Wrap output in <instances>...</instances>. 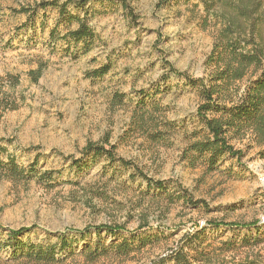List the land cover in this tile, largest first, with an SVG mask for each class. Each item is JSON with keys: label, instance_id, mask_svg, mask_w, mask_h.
<instances>
[{"label": "rangeland", "instance_id": "374dc122", "mask_svg": "<svg viewBox=\"0 0 264 264\" xmlns=\"http://www.w3.org/2000/svg\"><path fill=\"white\" fill-rule=\"evenodd\" d=\"M41 1L0 0V264H141L177 243L211 264H264V144L248 131L230 141L239 156L211 165L193 153L201 97L169 72L210 73L215 18L199 0L68 5L94 32L84 45L64 37L77 22ZM105 141L115 160L83 152ZM20 228L16 247L8 231ZM145 236L140 252H102Z\"/></svg>", "mask_w": 264, "mask_h": 264}, {"label": "trees", "instance_id": "16d2710c", "mask_svg": "<svg viewBox=\"0 0 264 264\" xmlns=\"http://www.w3.org/2000/svg\"><path fill=\"white\" fill-rule=\"evenodd\" d=\"M93 0H43L38 3L40 8L48 6L59 10L60 15H66L69 21L75 20L77 27L69 29L64 37L72 42H90L94 38V32L88 26L86 20L67 11L68 5L82 8ZM99 2H111L114 0H96ZM204 7L206 17L210 15L215 18L218 25L215 42L207 59V64L213 67L206 77L192 78L185 72H179L170 66L169 72L186 78L193 87L197 88L201 97V103L197 108V115L203 123V134L201 138L190 143V150L199 157H204L209 164L213 165L224 155L239 156L240 150L234 148L231 139L235 136H243L246 132L252 133L259 144H264V0H199ZM124 8H129L126 0H118ZM21 12H28L25 7ZM130 17H133L129 9ZM207 24V23H205ZM89 47L86 46L85 50ZM108 70L102 66L91 71L90 76H102ZM247 75L252 79L248 81L244 89L235 86V82L243 80ZM0 103L7 98V93H2L0 87ZM2 99V100H1ZM146 123L144 115L137 119V124L143 126ZM115 147L112 144L90 142L83 152L93 156H105L107 159L115 160ZM75 162V161H74ZM194 164V161H191ZM34 161L28 172H34ZM12 174H19L24 167L19 166L12 159L9 164ZM50 173L43 171L42 174ZM145 177V176H144ZM147 179V177H145ZM212 223V222H210ZM105 225L96 226L99 231ZM113 232L122 227L115 225L106 227ZM26 229L9 230L8 237L15 243L16 247L21 245L16 241L17 237ZM195 234H187L185 239L192 242ZM151 236L141 238L137 247L131 242L122 239L112 240L107 245H102V252L108 254L112 251L115 257L128 256L132 251L140 250L152 243ZM6 247L0 242V249ZM35 257L40 260L45 254L40 251L41 246H36ZM35 250V249H34ZM91 252V251H89ZM94 252V251H93ZM91 254V253H89ZM110 255V254H109ZM108 256V255H106ZM211 261L199 253L187 243H177L162 253L148 259L141 264H211ZM241 264V263H235Z\"/></svg>", "mask_w": 264, "mask_h": 264}]
</instances>
